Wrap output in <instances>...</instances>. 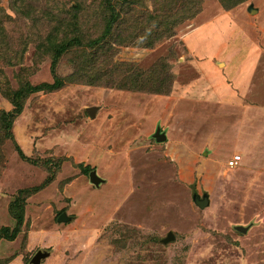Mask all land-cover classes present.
Returning <instances> with one entry per match:
<instances>
[{
	"label": "rangeland",
	"instance_id": "rangeland-1",
	"mask_svg": "<svg viewBox=\"0 0 264 264\" xmlns=\"http://www.w3.org/2000/svg\"><path fill=\"white\" fill-rule=\"evenodd\" d=\"M92 1L0 0V112L12 108L5 89L53 82L52 43L72 8ZM101 2L81 15L86 43L108 19ZM115 11L93 77L29 94L13 138L0 140V228L13 226L19 190L52 176L25 197L17 236L0 237V264H31L37 250L48 253L41 264H264V0H137ZM74 51L58 75L79 72V53L92 52ZM126 63L154 66L150 91L109 84ZM157 125L164 142L152 137Z\"/></svg>",
	"mask_w": 264,
	"mask_h": 264
},
{
	"label": "trees",
	"instance_id": "trees-1",
	"mask_svg": "<svg viewBox=\"0 0 264 264\" xmlns=\"http://www.w3.org/2000/svg\"><path fill=\"white\" fill-rule=\"evenodd\" d=\"M101 1L102 0H93L90 3V5L87 7H84V5L81 3H77V6L72 8L73 13L70 15V21L67 23V25L63 27V29H60L61 30L60 34L63 35L62 38L59 41H54L52 43L51 67H52L53 79H54L52 83L44 82L38 85H32L29 82H23L21 83L20 88L18 90L14 91V90H10L7 88L3 91V94L11 103L12 108L9 110L4 109L0 112V140H4L7 138H13V135L11 132L12 122L15 119V117L21 112L23 105H24V101L29 94L40 91V90L51 91L54 88L60 87L61 85H63L64 81H67V80L77 81V80H81V78H86L87 76L93 77L92 76L93 73H89V71L92 70L93 64L96 61L95 57L97 55V52L102 51L104 48L103 44L101 47V40L107 37L108 35L112 34L111 25L114 24L117 18V12L115 11V5L117 4V2H123L129 5H132L137 0H103L102 2ZM193 1L195 0H185L187 4ZM238 1L239 0H219V2L225 8L235 5L236 3H238ZM99 2H101L102 6L105 8V11L109 12V15L107 17L108 19H106V23L104 25L103 30L100 32V35L97 37H93L92 39H89L88 42L86 43L83 40L84 31H82L83 27L81 26L82 25L81 15L82 13L84 14V11L85 13L86 11H89V15L91 16V13L95 11L94 8L99 5ZM170 28H168V30ZM114 35L117 36V39H116L117 42L118 41L127 42V41H130L131 39L130 36L126 37L125 34L120 35V33L118 32H115ZM143 45L150 46L151 41L149 42L147 41ZM86 46L88 47L89 50L92 51L90 52L89 55L87 54L81 55L80 53L79 55L77 54L78 56H81V59L79 61L84 62L83 68H81L79 72L71 73L69 76L68 75L67 76L58 75L56 71V67H57V63L60 57L63 54H66L68 52L78 53L74 50L85 49ZM102 61L104 60L102 59ZM86 62L89 64L87 65ZM113 66L117 67L116 65H113ZM116 69L118 70L119 67H117ZM152 69H154V66ZM152 69L149 70V72H147L144 69L134 66L133 64L126 63L125 72L128 73V75L120 79H118L119 77L117 79H113L112 81H110L109 84L115 85L118 88L150 91L151 89L147 87V83L144 80L145 78L144 76L146 75L147 79H150V76H151L150 73ZM94 78L95 79H92L91 82H96L97 80L96 78H99V77L95 75ZM156 92H163V91L158 90ZM16 149L18 150V153L21 156H23L24 158H28L23 154V152L21 151L20 147L17 144H16ZM89 169H90L89 166L83 167L84 172L85 171L88 172ZM51 179H52V176H48L44 180V182H42L40 185L33 187L32 189H28V188L20 189L17 192L15 200L9 205V213L11 214V217L14 220V224L12 227L2 226L0 228V237H4L7 239H14L17 236V234L21 231L23 220H24L25 197L41 189L46 183L50 182Z\"/></svg>",
	"mask_w": 264,
	"mask_h": 264
},
{
	"label": "water",
	"instance_id": "water-1",
	"mask_svg": "<svg viewBox=\"0 0 264 264\" xmlns=\"http://www.w3.org/2000/svg\"><path fill=\"white\" fill-rule=\"evenodd\" d=\"M250 12H255L256 9L252 8V7H249L248 8ZM86 111L88 113V115H93L94 113V107H87L86 108ZM152 137L155 139V141L157 142H162V141H165L166 140V135H165V130L161 129V126L160 125H157L155 127V130L154 132L152 133ZM89 177H90V180L92 182H98L100 180V178L97 176V174L95 173V171H91L90 174H89ZM192 198H193V201L200 207V208H203L205 206H207L209 204V198L207 196L206 193L202 194V195H199L197 193H194L192 195ZM69 219L65 212H61L59 215H58V220L59 221H62V220H67ZM249 228V226H243V225H235V229L237 231H240L242 233L246 232V230ZM174 238V234L172 231H168L167 234L165 235V237H163L162 239H160V241L162 243H166L170 240H172ZM48 255L47 252H44L42 250H37L33 256L30 258V263L31 264H41V259Z\"/></svg>",
	"mask_w": 264,
	"mask_h": 264
},
{
	"label": "built area",
	"instance_id": "built-area-1",
	"mask_svg": "<svg viewBox=\"0 0 264 264\" xmlns=\"http://www.w3.org/2000/svg\"><path fill=\"white\" fill-rule=\"evenodd\" d=\"M239 160H240V155L234 154L226 161V165L228 167H235L239 162Z\"/></svg>",
	"mask_w": 264,
	"mask_h": 264
},
{
	"label": "crops",
	"instance_id": "crops-1",
	"mask_svg": "<svg viewBox=\"0 0 264 264\" xmlns=\"http://www.w3.org/2000/svg\"><path fill=\"white\" fill-rule=\"evenodd\" d=\"M203 50H208V48H207V47H204ZM165 135H166V140H167V132H166V131H165ZM166 140H165V141H166ZM162 142H164V141H162ZM240 159H241V158H240ZM239 161H240V160H239Z\"/></svg>",
	"mask_w": 264,
	"mask_h": 264
}]
</instances>
